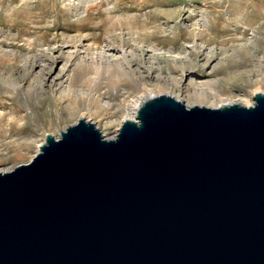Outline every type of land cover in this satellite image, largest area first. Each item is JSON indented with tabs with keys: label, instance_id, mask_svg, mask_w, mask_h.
Wrapping results in <instances>:
<instances>
[{
	"label": "water",
	"instance_id": "95a60500",
	"mask_svg": "<svg viewBox=\"0 0 264 264\" xmlns=\"http://www.w3.org/2000/svg\"><path fill=\"white\" fill-rule=\"evenodd\" d=\"M0 264H264V91L47 132L0 171Z\"/></svg>",
	"mask_w": 264,
	"mask_h": 264
},
{
	"label": "rangeland",
	"instance_id": "374dc122",
	"mask_svg": "<svg viewBox=\"0 0 264 264\" xmlns=\"http://www.w3.org/2000/svg\"><path fill=\"white\" fill-rule=\"evenodd\" d=\"M258 90L264 0H0V171L81 116L114 136L143 94Z\"/></svg>",
	"mask_w": 264,
	"mask_h": 264
},
{
	"label": "bare ground",
	"instance_id": "6f19581e",
	"mask_svg": "<svg viewBox=\"0 0 264 264\" xmlns=\"http://www.w3.org/2000/svg\"><path fill=\"white\" fill-rule=\"evenodd\" d=\"M152 94H148V95H141V97H139V99H137L138 101L134 102L131 106L128 107L127 109V115H126V118H133L136 116V112H137V108L139 106V104L146 98V97H149L151 96ZM194 100L196 99V101L199 99H209V102L210 100H212V103L211 104H214L212 106H219V105H223L225 103H228V102H241V101H238V100H235V99H227V98H219L215 95H211V94H208L206 92H203V91H196L194 94ZM202 101V100H201ZM205 102V101H203ZM207 103V102H206ZM243 103V102H241ZM204 104V103H203ZM246 104V103H245ZM207 105H210L207 103Z\"/></svg>",
	"mask_w": 264,
	"mask_h": 264
}]
</instances>
